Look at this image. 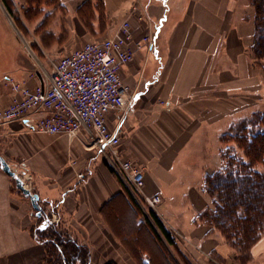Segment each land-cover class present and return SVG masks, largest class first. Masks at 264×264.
<instances>
[{
  "label": "crops",
  "instance_id": "obj_1",
  "mask_svg": "<svg viewBox=\"0 0 264 264\" xmlns=\"http://www.w3.org/2000/svg\"><path fill=\"white\" fill-rule=\"evenodd\" d=\"M5 1L14 18H33L27 21L37 54L61 56L113 35L124 21L130 26L133 58L119 75L135 96L122 119V110L105 118L110 128L120 120V152L142 168L143 193L161 195L151 211L173 241L134 204L131 188L89 145L87 132L70 138L35 131L21 120L0 121V155L23 174L48 215L53 212L88 246L89 264H264V233L241 260L218 230L198 220L212 207L204 180L222 167V136L264 111V56L255 62L251 0H160L151 49L136 46V0ZM0 8L7 10L3 0ZM12 66L28 85L48 76L20 74L18 60ZM11 95L0 82V110ZM30 213V201L0 166V264H45L44 245L30 232Z\"/></svg>",
  "mask_w": 264,
  "mask_h": 264
},
{
  "label": "built area",
  "instance_id": "obj_2",
  "mask_svg": "<svg viewBox=\"0 0 264 264\" xmlns=\"http://www.w3.org/2000/svg\"><path fill=\"white\" fill-rule=\"evenodd\" d=\"M130 39L129 23L124 21L113 35L84 42L59 56L43 81L28 85L7 77L12 95L9 104L0 110V121L21 120L35 131L70 138L80 131L87 132L91 138L89 145L102 152L115 174L129 185L134 199L155 209L162 202L161 195L143 193L142 168L120 152V120L110 128L105 118L108 111L122 110V119L135 96L128 93L119 75L121 67L133 58L127 45ZM142 45L151 49L153 35L141 37L136 46ZM19 176L26 186L23 174ZM77 176L82 178L83 173L78 172ZM47 221H56L53 212L47 215Z\"/></svg>",
  "mask_w": 264,
  "mask_h": 264
},
{
  "label": "trees",
  "instance_id": "obj_3",
  "mask_svg": "<svg viewBox=\"0 0 264 264\" xmlns=\"http://www.w3.org/2000/svg\"><path fill=\"white\" fill-rule=\"evenodd\" d=\"M29 1L39 4L57 0ZM3 2L12 15L6 1ZM251 3L255 8L252 52L255 62L260 65L264 56V0H251ZM222 141V167L206 175L204 180V189L212 197V207L200 213L198 220L218 230L239 259L246 260L250 246L264 233V170L258 168L264 166V111H257L232 125L222 136ZM104 162L115 174L105 159ZM129 194L134 204L147 209L153 222L173 241L152 208L139 204L131 192ZM38 204L48 215L39 201ZM37 220L32 236L44 245L45 264H89L88 246L77 235L68 232V228H58L59 223L40 229V217L37 216Z\"/></svg>",
  "mask_w": 264,
  "mask_h": 264
},
{
  "label": "rangeland",
  "instance_id": "obj_4",
  "mask_svg": "<svg viewBox=\"0 0 264 264\" xmlns=\"http://www.w3.org/2000/svg\"><path fill=\"white\" fill-rule=\"evenodd\" d=\"M135 4L136 5L133 9L132 16L134 18L140 19L139 23L141 24V27L138 28L139 37L141 38L144 35L150 36L152 33L153 24H155L157 16L162 11L160 0H136ZM2 9L0 8V82H6L5 78L10 76L21 79V76H18V78L12 72L14 60H18L20 63V74L21 72H31L42 80L46 77V75L51 73L53 62H55L59 56L37 54L33 52V50L30 48L32 47V41H30L29 36L31 37V32H33L34 27H31L27 21L28 19L31 20L33 18H14V16H11V14H9L5 8L3 10ZM39 19L41 20V18ZM46 21H48L47 18L44 20V22ZM11 22L18 30L19 35H17V32L14 29V26H12ZM41 26L42 22H40L38 27ZM258 168L260 170H264V166L262 165H259ZM31 191L35 192L32 189ZM26 198L29 200L28 196H26ZM41 206L43 207V205ZM35 212L36 210L31 205V233L35 229V223L39 222ZM44 215L47 216V214ZM55 219L56 221L54 223H59L58 228H67L62 224V222H60L57 216H55ZM40 220L42 222L43 217H40ZM68 230L67 231L71 234H75L73 230L69 228Z\"/></svg>",
  "mask_w": 264,
  "mask_h": 264
},
{
  "label": "water",
  "instance_id": "obj_5",
  "mask_svg": "<svg viewBox=\"0 0 264 264\" xmlns=\"http://www.w3.org/2000/svg\"><path fill=\"white\" fill-rule=\"evenodd\" d=\"M0 166L8 175H10L15 182V186L26 196L29 197L30 203L32 207L36 210L35 214L38 217H43L42 222L38 225L40 229L45 228L49 223L47 221V216L44 215L40 205L38 204V194L36 192H32L30 188L26 187L23 184L22 178L16 174L9 166L7 161L0 155Z\"/></svg>",
  "mask_w": 264,
  "mask_h": 264
},
{
  "label": "bare ground",
  "instance_id": "obj_6",
  "mask_svg": "<svg viewBox=\"0 0 264 264\" xmlns=\"http://www.w3.org/2000/svg\"><path fill=\"white\" fill-rule=\"evenodd\" d=\"M151 35H153V32L151 33ZM38 201H39V195H38Z\"/></svg>",
  "mask_w": 264,
  "mask_h": 264
}]
</instances>
